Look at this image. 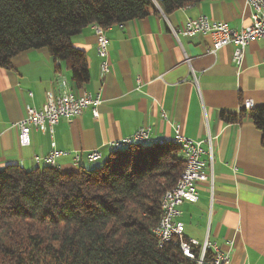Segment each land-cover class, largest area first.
<instances>
[{"label": "crops", "instance_id": "obj_1", "mask_svg": "<svg viewBox=\"0 0 264 264\" xmlns=\"http://www.w3.org/2000/svg\"><path fill=\"white\" fill-rule=\"evenodd\" d=\"M249 15L246 0L202 1L168 14L155 4L145 18L106 29L104 80L96 37L92 26L86 27L71 38L86 56L89 80L83 86H76L68 65L52 60L46 49L16 55L10 69L0 68V169L45 167H37L34 157L51 151L60 153L54 162L62 172L89 168V153L98 151L105 160L111 143L142 127L164 145L174 144L178 134L208 152L210 139L212 185L197 184V201L180 206L184 237L215 243L229 256L227 264H264V146L250 117L252 110L264 108V39L248 44L238 66L233 46L212 52L210 35L179 33L187 20L201 16L240 30L249 25ZM48 92L99 97L98 117L89 110L78 118L63 117L51 134L31 128L30 143L22 147L16 124L26 107L40 109ZM246 100L252 110L243 109ZM223 114L238 119L227 123ZM203 159L209 163L207 154Z\"/></svg>", "mask_w": 264, "mask_h": 264}, {"label": "trees", "instance_id": "obj_2", "mask_svg": "<svg viewBox=\"0 0 264 264\" xmlns=\"http://www.w3.org/2000/svg\"><path fill=\"white\" fill-rule=\"evenodd\" d=\"M217 0H0V68L16 55L46 49L64 62L76 86L89 80L85 54L71 38L145 18L155 4L163 14ZM250 117L264 146V108ZM234 123L235 115L221 116ZM184 169L180 147L144 143L111 152L100 167L62 172L49 166L0 169V264H198L178 243L162 248L152 234L161 220L163 193ZM212 257L207 252L206 264Z\"/></svg>", "mask_w": 264, "mask_h": 264}, {"label": "built area", "instance_id": "obj_3", "mask_svg": "<svg viewBox=\"0 0 264 264\" xmlns=\"http://www.w3.org/2000/svg\"><path fill=\"white\" fill-rule=\"evenodd\" d=\"M162 1V0H159ZM250 9L249 25L240 30L230 29L222 22L210 21L206 17H198L195 20H187L184 27L179 33L185 37H192L196 34L210 35L213 40L212 52L221 47L228 45L233 46V61L236 65H241L243 50L253 40L264 39V0H246ZM93 33L96 37V53L101 59L100 77H104L109 73L108 64V40L105 35L106 29L99 25L92 26ZM176 35V33L174 32ZM194 82H196L193 75ZM101 104L99 97H92L84 93L81 96L67 92L61 95H54L48 92L45 95V102L40 109L26 107L24 119L19 121L18 127L19 143L22 147H26L30 143V129L34 128L41 133H53L54 127L59 120L65 118H78L84 111L89 110L94 118L98 117L97 108ZM242 107L244 110H252L253 104L250 100L243 101ZM129 139H147L153 140L150 136V128L142 127L138 129L134 135L123 139L119 142L111 143L110 149L114 146L123 145L124 140ZM175 140L185 144V152L182 154L187 157V170L183 176H179L176 188L171 193H163L162 197V221L156 230H152V234L157 241L158 247L162 248L165 244L173 241L178 243L182 255L188 259H193V247L200 248L198 264H204V257L207 252L212 253L211 259L206 264H227L229 256L221 252L217 245L213 242L204 240L199 244L193 240L187 239L183 234V225L178 220L179 208L184 202L195 203L198 199L197 184L209 182L212 185V150L211 141H208V152H205L201 147V143L189 138L176 135ZM60 153L51 151L44 157H34V162L37 167L40 166V161H53ZM207 154L209 163L203 159V155ZM101 159V154L98 151H93L86 156L88 163H93ZM76 165H79L81 160L79 156L74 159ZM54 168L57 169L55 162Z\"/></svg>", "mask_w": 264, "mask_h": 264}, {"label": "bare ground", "instance_id": "obj_4", "mask_svg": "<svg viewBox=\"0 0 264 264\" xmlns=\"http://www.w3.org/2000/svg\"><path fill=\"white\" fill-rule=\"evenodd\" d=\"M144 143H149V144L151 143V144H156V145H162L163 144L164 145V143L153 141V140L151 141V140H147V139H129V140H124L123 141V145L114 146L113 148H111V152H118V151H120L121 149H123L125 147H130V146H134V145H140V144H144ZM175 144L180 147L181 156H182L183 161H184V169L181 172V174L179 175V176H183L184 173H186V170H187V157H185L182 154V152H185V144L182 143V142H177V140H175ZM41 163H44L46 166L54 168V162L53 161H40V164ZM176 186H177V183L172 189L166 191L165 193H171V191H173L176 188ZM161 206H162V199H161ZM161 221H162V217H161V220L159 221V223L157 224V226L154 227L152 230H156V228L160 225Z\"/></svg>", "mask_w": 264, "mask_h": 264}, {"label": "rangeland", "instance_id": "obj_5", "mask_svg": "<svg viewBox=\"0 0 264 264\" xmlns=\"http://www.w3.org/2000/svg\"><path fill=\"white\" fill-rule=\"evenodd\" d=\"M104 159H101L99 161L93 162L89 165L90 169H94L96 167H100L103 164Z\"/></svg>", "mask_w": 264, "mask_h": 264}]
</instances>
